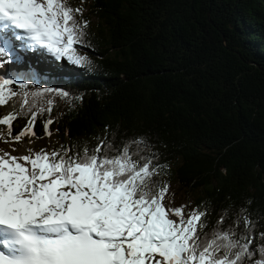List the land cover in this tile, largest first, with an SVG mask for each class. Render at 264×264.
<instances>
[{
	"label": "trees",
	"instance_id": "1",
	"mask_svg": "<svg viewBox=\"0 0 264 264\" xmlns=\"http://www.w3.org/2000/svg\"><path fill=\"white\" fill-rule=\"evenodd\" d=\"M70 3L89 22L77 46L89 63L54 67L32 57L9 76L17 90L70 94V102L38 98L54 106L37 117L33 149L143 138L140 154L167 165L157 179L177 183L192 208L208 207L206 231L229 205L230 216L247 207L264 231V0ZM15 103L0 107V116ZM50 117L49 137L43 121ZM25 123L16 119L13 134ZM26 137L0 149L19 148Z\"/></svg>",
	"mask_w": 264,
	"mask_h": 264
},
{
	"label": "snow or ice",
	"instance_id": "2",
	"mask_svg": "<svg viewBox=\"0 0 264 264\" xmlns=\"http://www.w3.org/2000/svg\"><path fill=\"white\" fill-rule=\"evenodd\" d=\"M82 11L70 0H0V65L20 59L13 40L26 38L27 48L55 62L86 66L89 58L77 47L89 23ZM15 84L0 74V107L16 101L0 116V142L10 144L35 137L37 117L52 112L54 101L41 105L38 98L70 102L64 91L27 92ZM21 116L26 123L13 134ZM52 123L43 121L45 136ZM97 141L95 147L26 148L20 156L0 149V264H264V231H256L247 207L231 216V205L222 208L206 231L205 204L164 203L169 185L157 177L167 165L140 154L143 138Z\"/></svg>",
	"mask_w": 264,
	"mask_h": 264
},
{
	"label": "rangeland",
	"instance_id": "3",
	"mask_svg": "<svg viewBox=\"0 0 264 264\" xmlns=\"http://www.w3.org/2000/svg\"><path fill=\"white\" fill-rule=\"evenodd\" d=\"M18 42V41H17ZM24 47L27 48L26 44H24ZM28 49V48H27ZM16 54L19 55L21 57L22 52L20 51H16ZM45 54V53H43ZM28 56H24L22 58V61L24 63H20L16 61V64H20V65H25V62L28 61ZM36 59H38L39 63H41L42 65H47L49 64L50 66L53 64L54 67H65L66 64H69L68 62L65 61H60V62H55L54 58L51 56H48L47 58H44L41 53H38V55L35 56ZM19 61V60H18ZM48 62V63H47ZM70 65V64H69ZM1 68L3 69L2 72L7 76L9 75L10 70H13L16 68H14V63L10 62L7 65H1L0 66V71ZM15 79V78H13ZM16 80V79H15ZM31 140V143H29V141ZM34 145H33V141L31 139V137H26L21 145V147L16 148L15 151H12V149L6 147L5 151H9L11 152L12 155H16V156H20L25 154V149L26 148H32L33 149ZM34 150V149H33ZM169 185V189H168V193L165 197L164 203L170 207H178L181 205H186L187 208H192L190 206V197H188V195L179 187V185L177 183H170Z\"/></svg>",
	"mask_w": 264,
	"mask_h": 264
}]
</instances>
